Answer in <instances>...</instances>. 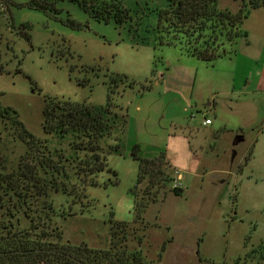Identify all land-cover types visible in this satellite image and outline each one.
Listing matches in <instances>:
<instances>
[{
  "label": "rangeland",
  "instance_id": "obj_1",
  "mask_svg": "<svg viewBox=\"0 0 264 264\" xmlns=\"http://www.w3.org/2000/svg\"><path fill=\"white\" fill-rule=\"evenodd\" d=\"M81 1L0 0V104L14 109L34 136L44 138L46 97L94 107L104 106L109 98L126 121L148 128L139 139L149 143L158 134L162 141L169 127L164 115L175 109L167 106L164 84L155 82L168 72L188 71L191 77L197 72V81L215 77L219 84L199 95V111L189 108L182 116L197 130L191 143L202 161L197 174L182 183L179 196L171 192L172 181L154 180L153 172L151 183L146 176L135 188L136 205H148L136 215L130 191L137 181V163L126 149L132 136L123 132L121 155L107 158L115 176L100 173L98 182L106 186L89 187L83 207L51 193L54 215L49 214V225L62 231V242L104 249L110 219L123 223L117 237L124 236L129 249H140L146 261H155L166 241L159 264H243L249 253L245 264H264V92L254 91L246 110L236 105L230 112L229 99L235 98L231 76L226 82L225 75L233 61L224 56L206 63L186 55L184 43L171 33H159L158 12L169 0H124L130 19L121 25L114 19H94L80 7ZM217 6L233 10L236 3L218 0ZM225 48L234 54L237 45ZM212 101L218 105L207 109L206 102ZM204 119L212 126L202 127ZM3 125L0 170L7 172L25 146ZM236 135L243 141L231 159ZM163 161L160 167L171 178L174 170ZM42 203L33 207L40 209ZM18 217L20 227L29 225L22 213ZM4 219L0 212V221Z\"/></svg>",
  "mask_w": 264,
  "mask_h": 264
},
{
  "label": "trees",
  "instance_id": "obj_2",
  "mask_svg": "<svg viewBox=\"0 0 264 264\" xmlns=\"http://www.w3.org/2000/svg\"><path fill=\"white\" fill-rule=\"evenodd\" d=\"M123 1L78 3L94 19L105 22L114 19L121 25L130 19ZM239 1L238 11L231 13L219 10L218 0H169L166 8L158 12L157 30L181 40L186 55L213 62L233 53L225 46L231 48L238 38H246L247 33L239 27L252 10L264 7V0ZM160 43L170 44L163 40ZM113 108L109 98L104 106L94 107L46 97L42 112L44 138H39L25 128L14 109L0 104V123L7 124L13 139L25 146L14 167L7 172L0 170V212L6 218L0 221V264H159L166 241L156 260L146 261L140 249H129L125 237H117V227L123 230V223L110 219V240L104 249H92L84 242L79 245L62 242V231L49 225V214L54 213L49 199L51 193L66 195L83 207L88 201L89 187L106 186L98 182L100 173L115 176L107 158L112 154L121 155L126 118ZM1 145L0 138V150ZM137 153L138 145H135L131 156L138 161L139 169L136 185L131 189L134 197L135 188L143 178L148 176L151 183L153 172L154 180L161 178L165 184L172 181L160 167L165 164L163 154L147 160ZM171 192L179 196L182 190ZM40 200L42 207L34 208ZM147 206L146 203L136 205L134 199L133 210L137 216ZM20 213L28 218L27 227H20ZM249 256L250 253L243 264Z\"/></svg>",
  "mask_w": 264,
  "mask_h": 264
},
{
  "label": "crops",
  "instance_id": "obj_3",
  "mask_svg": "<svg viewBox=\"0 0 264 264\" xmlns=\"http://www.w3.org/2000/svg\"><path fill=\"white\" fill-rule=\"evenodd\" d=\"M231 1L236 3V8H232L233 10L229 8L220 9L218 6L217 8L236 13L240 7V1ZM239 29L246 32L247 36L246 38L240 37L235 42L237 45L236 52L232 53L231 56L228 55L233 61V65H231L230 74L226 73L225 75L226 82L231 76L230 94L235 98V100L229 99L227 109L230 112L235 110L236 105H241L246 110L250 107L251 95L254 94V91L264 92V7L252 10ZM197 82L199 83L197 84ZM161 84H164L161 92L165 95L167 106L175 109L169 114L170 116L168 114L164 115L168 120L169 126L164 128L163 135L166 134L165 138L162 137L160 142L158 137L161 136L157 134L152 136V140L149 143L143 142V140L139 139V135L148 128L143 125L139 127L134 122L126 121L124 134L129 135L130 133V136H132L129 142L131 147L129 148V145H127L126 149L129 150V156L132 160L137 163V170L139 169L138 161L131 156V150L135 145H138V156L143 159L150 160L163 154L164 159L168 163V168L174 170L173 176L180 175L183 183L188 180L187 177L197 174L202 160L192 149L191 138H195L193 136L196 130L195 126L191 122L187 123L181 120L183 119L182 116L188 112L189 108L192 109L194 107L196 111H199V105H201L199 103H202L199 95L202 91H209L211 88L218 86L219 83L215 77L205 78V80L201 77V80L197 81V72L191 77V73L188 71L185 73L181 71L174 75L169 72L166 73L159 82H155L156 86ZM192 101L194 106L191 105ZM202 105L204 106V104ZM215 105H218V103L215 104V101L206 102L205 107L210 109ZM139 109L138 107L137 111ZM201 126H212V121H210L209 125L201 124ZM173 176L171 179H173ZM131 195L134 206V195L132 192Z\"/></svg>",
  "mask_w": 264,
  "mask_h": 264
},
{
  "label": "built area",
  "instance_id": "obj_4",
  "mask_svg": "<svg viewBox=\"0 0 264 264\" xmlns=\"http://www.w3.org/2000/svg\"><path fill=\"white\" fill-rule=\"evenodd\" d=\"M203 125H209L210 124V120L209 119H204ZM171 187L173 189H182V182H181V176L180 175H176L174 177V179H172V184Z\"/></svg>",
  "mask_w": 264,
  "mask_h": 264
},
{
  "label": "water",
  "instance_id": "obj_5",
  "mask_svg": "<svg viewBox=\"0 0 264 264\" xmlns=\"http://www.w3.org/2000/svg\"><path fill=\"white\" fill-rule=\"evenodd\" d=\"M243 141V138L241 135H236L233 142H232V150H231V159L234 158V156L236 155V151H235V147Z\"/></svg>",
  "mask_w": 264,
  "mask_h": 264
}]
</instances>
